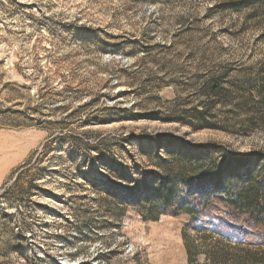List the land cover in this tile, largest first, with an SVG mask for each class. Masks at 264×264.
<instances>
[{"label":"rangeland","instance_id":"obj_1","mask_svg":"<svg viewBox=\"0 0 264 264\" xmlns=\"http://www.w3.org/2000/svg\"><path fill=\"white\" fill-rule=\"evenodd\" d=\"M197 160L264 196V0H0V264H264Z\"/></svg>","mask_w":264,"mask_h":264},{"label":"trees","instance_id":"obj_2","mask_svg":"<svg viewBox=\"0 0 264 264\" xmlns=\"http://www.w3.org/2000/svg\"><path fill=\"white\" fill-rule=\"evenodd\" d=\"M207 91L206 97L210 98L212 103H216V101L223 98L225 93L223 90H218L215 86H210ZM189 156L190 155H188L187 158H190ZM204 164L205 163H202V161L199 162V160H197L194 163V169L192 170L193 172H191V174H198L196 178L197 181L201 183L199 188L196 189V193L197 191H205V195H207L208 192L210 193L211 191L215 190L224 201H229L231 204H236L239 207H245V213L249 215L250 211L253 212L257 208H260L259 205L264 207V196H262L260 199V194L257 188V180L253 181V178L249 172H247V174L244 173L237 176L238 180L247 183V187H241L236 191L233 185L235 174L232 170L224 167L215 168L211 162L207 166ZM181 173L182 174H179V179L186 184L188 181L185 180V173L183 171H181ZM204 180L207 182L205 183ZM175 182L176 181L170 185H163L160 190H157L156 196H152L153 193L149 196L148 202L150 208L148 210V215L151 220H155L157 216L161 214H166L167 212H171V210L173 211L174 207L176 210L187 209L190 211L188 205L180 199V196L178 195V187L176 186ZM192 187H194V184H192ZM151 204H153V206ZM182 205H185V207H182Z\"/></svg>","mask_w":264,"mask_h":264}]
</instances>
